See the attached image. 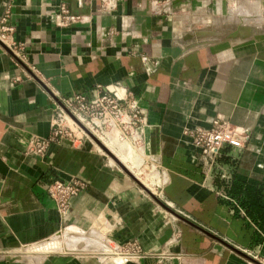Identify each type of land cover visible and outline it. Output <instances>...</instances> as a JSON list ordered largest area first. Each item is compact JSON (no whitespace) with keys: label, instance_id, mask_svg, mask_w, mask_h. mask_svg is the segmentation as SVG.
Here are the masks:
<instances>
[{"label":"crops","instance_id":"crops-1","mask_svg":"<svg viewBox=\"0 0 264 264\" xmlns=\"http://www.w3.org/2000/svg\"><path fill=\"white\" fill-rule=\"evenodd\" d=\"M5 17L22 60L0 43V264L262 263L264 0H0ZM98 86H120L139 112L129 150L100 140L133 174L150 170L153 196L85 132L29 152L64 100ZM218 118L250 137L208 164L184 131ZM73 179L86 188L62 217L48 188ZM61 232L104 246L9 258ZM130 243L144 258L107 251Z\"/></svg>","mask_w":264,"mask_h":264},{"label":"built area","instance_id":"built-area-1","mask_svg":"<svg viewBox=\"0 0 264 264\" xmlns=\"http://www.w3.org/2000/svg\"><path fill=\"white\" fill-rule=\"evenodd\" d=\"M63 13L62 19L66 22L78 20V18L70 17L65 9ZM6 21L7 17L0 22V40L22 60V48L12 39L13 29L5 25ZM97 91V95L92 98L85 94H76L64 100L62 104L78 122L98 138L106 136L112 130L118 131L121 140L132 136V131L141 121L139 112L133 103L128 101L127 104V108L134 111L133 115L129 114L123 106V101L129 96L123 93L120 86H116L114 89L98 86ZM76 132L84 133L71 116L63 108H60L50 136L35 140L30 146L29 152L44 155L53 144L64 139L76 138ZM184 135L190 139L191 144L208 164L216 161L225 146L245 148L250 137L247 131L220 118L213 122L211 128L186 129ZM85 188L86 183L77 179L66 182L56 181L48 188V195L55 202L60 215L65 217L69 213L71 199L78 196ZM107 251L110 252V256L115 257L137 260L144 258V253L137 243L125 246H108ZM261 262L264 264V258ZM156 264L164 263L160 259Z\"/></svg>","mask_w":264,"mask_h":264},{"label":"rangeland","instance_id":"rangeland-1","mask_svg":"<svg viewBox=\"0 0 264 264\" xmlns=\"http://www.w3.org/2000/svg\"><path fill=\"white\" fill-rule=\"evenodd\" d=\"M111 137H112V140H114L117 144H119V145L121 144L122 146L125 147L124 149L129 150V148L127 147V144L125 143V142L129 143V141L127 139L121 140V138H119L118 134H113V135H111ZM124 149H122V150H124ZM124 154H125V152H124ZM134 175L141 182L144 181L146 185L148 183H151V181H152L151 180L152 179V177H151L152 174H151L150 170H148L146 167H142L141 166L140 169L139 168L138 169H134ZM147 188L148 189L149 188L150 189L153 188V184L151 183V186L147 187ZM63 232H61L56 237H54V238H52L51 240L48 241V242L57 241L60 244H62L61 248H63V249H61V248H59L57 250L54 249V251L70 252V253H83L85 250L88 251V252H91V251L99 250L100 247L104 246L103 243H100V245H101L100 247L96 246L97 243H96V245L92 244V242L86 243V242H84L83 238H81L77 234H76V236H73L74 237V239L72 238L73 241L64 240ZM64 236H65V234H64ZM82 243H84V244L82 245ZM44 244H46V243H44ZM40 245H38V246H40ZM31 251H33V249H31V248H22L20 250L15 251V253H13L12 255H10V256L8 255V256H9V258L17 259V260L18 259H24V258H28V256H30V254L32 253Z\"/></svg>","mask_w":264,"mask_h":264},{"label":"water","instance_id":"water-1","mask_svg":"<svg viewBox=\"0 0 264 264\" xmlns=\"http://www.w3.org/2000/svg\"><path fill=\"white\" fill-rule=\"evenodd\" d=\"M0 43L2 44V46L4 48H8L1 40ZM9 49V48H8ZM10 50V49H9ZM11 51V50H10ZM62 108L71 116V118L76 122V124L90 137L92 138L99 146L100 148L127 174L129 175L141 188H143L148 194L152 195V193L148 190V188L132 173V171H130L126 165L124 163H122V161H120L118 159V157H116V155L110 151L105 145L104 143L98 138L96 137L92 132H90L83 124H81L80 122H78L75 117H73L70 112L62 105ZM153 196V195H152ZM162 204V203H161ZM164 208H166L167 210H169L170 212H172L175 216H177L179 219L188 222L189 224L193 225L191 222L187 221L186 219H184L183 217H181L179 214H177L176 212H174L173 210L167 208L164 204H162ZM194 226V225H193ZM44 243H48L44 242ZM44 243H41L44 244ZM40 245V244H38ZM36 246H32V247H27V248H31L34 249V247ZM255 264H262L254 259H251Z\"/></svg>","mask_w":264,"mask_h":264},{"label":"bare ground","instance_id":"bare-ground-1","mask_svg":"<svg viewBox=\"0 0 264 264\" xmlns=\"http://www.w3.org/2000/svg\"><path fill=\"white\" fill-rule=\"evenodd\" d=\"M113 134H118L119 138H120V135L118 133V131L116 130H112L111 132L107 133L106 136H100L99 138H102V139H107L109 140L110 139V136L113 135ZM124 159V158H123ZM144 183V182H143ZM145 185V184H144Z\"/></svg>","mask_w":264,"mask_h":264}]
</instances>
